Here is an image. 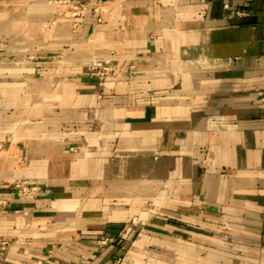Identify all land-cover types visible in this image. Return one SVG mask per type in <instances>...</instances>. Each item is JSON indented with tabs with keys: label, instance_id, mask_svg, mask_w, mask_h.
<instances>
[{
	"label": "crops",
	"instance_id": "0c3cea01",
	"mask_svg": "<svg viewBox=\"0 0 264 264\" xmlns=\"http://www.w3.org/2000/svg\"><path fill=\"white\" fill-rule=\"evenodd\" d=\"M101 17L0 0V264H264V0Z\"/></svg>",
	"mask_w": 264,
	"mask_h": 264
},
{
	"label": "built area",
	"instance_id": "2783aa9c",
	"mask_svg": "<svg viewBox=\"0 0 264 264\" xmlns=\"http://www.w3.org/2000/svg\"><path fill=\"white\" fill-rule=\"evenodd\" d=\"M55 3L60 5H65L69 7V12L72 17H74L73 25H77L78 17H80L85 11L91 9L96 20L100 21L102 19L101 13L105 9V3L108 0H97L91 5L87 2L74 1V0H53ZM89 67L98 78L100 84H104L110 77L117 76L120 72V66L117 61L112 56H93L89 62ZM21 190L28 191L29 186L25 181H23ZM2 247L5 246L6 241L2 242ZM127 254L123 253L119 255L116 259L118 264L125 263L127 261Z\"/></svg>",
	"mask_w": 264,
	"mask_h": 264
}]
</instances>
